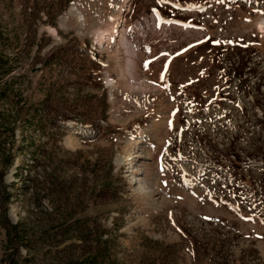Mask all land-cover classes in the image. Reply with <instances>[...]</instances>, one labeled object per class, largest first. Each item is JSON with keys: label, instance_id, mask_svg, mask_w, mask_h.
I'll use <instances>...</instances> for the list:
<instances>
[{"label": "rangeland", "instance_id": "obj_1", "mask_svg": "<svg viewBox=\"0 0 264 264\" xmlns=\"http://www.w3.org/2000/svg\"><path fill=\"white\" fill-rule=\"evenodd\" d=\"M122 5L0 0V214L24 225L20 256L102 239L97 264H264V0ZM16 255L0 224V264Z\"/></svg>", "mask_w": 264, "mask_h": 264}, {"label": "trees", "instance_id": "obj_2", "mask_svg": "<svg viewBox=\"0 0 264 264\" xmlns=\"http://www.w3.org/2000/svg\"><path fill=\"white\" fill-rule=\"evenodd\" d=\"M70 1L71 0H64V3H66V5H67ZM179 1H190V0H179ZM1 70H2V68H1V65H0V72H1ZM10 70H11V68L7 67L5 69V73H4L5 75L2 74L3 76H0V97H2L3 94H5V92H6L5 91V88H6L5 86L6 85L3 82V79H4V77L6 75L10 74L9 73ZM2 72H3V70H2ZM58 111L59 110H57V109H51V110H47V111L44 112V111L38 109V110L35 111L36 113L33 114V115L36 118V120L39 119V121H37V123H39V122L41 123V121H42V122H44L46 124L49 119L58 118V116L61 119L64 118V115H65L64 113L65 112L63 110L61 112H58ZM16 114H18V113H16ZM11 115L12 114H10L8 112L6 114H1L0 113V127H4V125H5L6 126V130L10 132V138L13 140L16 124H15V117H13ZM76 121L79 122L80 119L77 118ZM83 123H85V122H83ZM80 125H81L80 126L81 130L83 129L82 132L85 131V133H89L90 128L88 126L82 125V124H80ZM10 147H11L10 148L11 150H14V148H15V142L14 141H12V144L10 145ZM8 153H10V152H8L6 149H4L3 143H0V155L2 156V158H0V168L3 165H4V167H9L12 164V161H10V158L12 156L10 154H8ZM11 153H13V151ZM13 157H12V159L14 160ZM2 159H4V160L2 161ZM2 177H3V173L0 172V186L2 185V180H1ZM104 181H105L104 183L106 184L107 180L104 179ZM105 184H104V187H106ZM0 192H1V190H0ZM0 217L4 220V221L0 220V224H1V227L5 231V237L7 239V242L11 245V248H13V250H15V252L18 254L16 256H19L17 259H15V260L13 259L12 264H36L37 260L36 261H32V259L28 260V258H24V257L20 256V253H19V250H18L20 246L24 245L23 244L24 243L23 239H25V235H26V232H25L26 230L22 228L24 225L19 224V223H15V224L11 223L8 220V218H7L5 210L2 211V214H0ZM87 232H89L87 235H90L91 234L90 232H92V230L88 227L87 228ZM71 235L72 234H69V232H67V234H65L66 240H69ZM83 237H85V236H83ZM71 242L73 243L74 240L71 241ZM63 243H65V241ZM93 244H95L94 247L100 245L99 246V250L100 251H99L98 254L97 253L93 254V252H92L93 247H90V245L89 246H84L85 248H83V249H87V250H85L83 252L84 254L76 255V256L73 255V256H71L69 258L67 257V253H66L65 250H62V249L61 250H59V249L57 250V248H56V249H53L56 252H53V251H51V249H48L46 252H43V255L45 256V258H48V262L49 263L47 261L43 260L39 264H57V263H60V264H97L98 263L97 259L99 257H104V252L108 250V247H107L108 244H106L105 241H102V239H99L98 242L96 241ZM101 244H102V246H101ZM73 246H76V244H72L70 247L69 246L68 247L72 248ZM88 247H90V249ZM77 248H79L81 250V247H77ZM28 249H30V248L28 247ZM31 249L34 250V247H32ZM57 252L61 253V254H66L63 257L64 259L55 261L56 259H59L58 257H60ZM52 254H56V255L54 256ZM104 258L102 259V261L104 260Z\"/></svg>", "mask_w": 264, "mask_h": 264}, {"label": "bare ground", "instance_id": "obj_3", "mask_svg": "<svg viewBox=\"0 0 264 264\" xmlns=\"http://www.w3.org/2000/svg\"><path fill=\"white\" fill-rule=\"evenodd\" d=\"M124 7V5H122ZM74 12V11H73ZM120 12V11H119ZM121 20V17L119 16V14L117 15V18H116V24L114 25V27L117 26V21H120ZM110 27V26H109ZM113 27H111L110 29H112ZM109 33H111L110 31L108 30H105V31H102L101 33H99L96 37V41L97 43L99 44H103L106 40H108V36L110 35Z\"/></svg>", "mask_w": 264, "mask_h": 264}]
</instances>
